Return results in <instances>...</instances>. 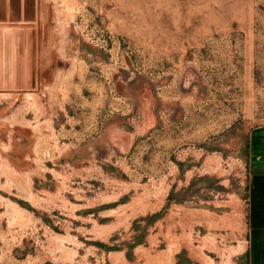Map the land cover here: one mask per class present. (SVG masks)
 <instances>
[{"label": "rangeland", "instance_id": "rangeland-1", "mask_svg": "<svg viewBox=\"0 0 264 264\" xmlns=\"http://www.w3.org/2000/svg\"><path fill=\"white\" fill-rule=\"evenodd\" d=\"M263 125L264 0H0V264H244Z\"/></svg>", "mask_w": 264, "mask_h": 264}, {"label": "crops", "instance_id": "crops-1", "mask_svg": "<svg viewBox=\"0 0 264 264\" xmlns=\"http://www.w3.org/2000/svg\"><path fill=\"white\" fill-rule=\"evenodd\" d=\"M201 212L206 217L213 214L209 207ZM247 216L244 264H264V125L253 129L249 137Z\"/></svg>", "mask_w": 264, "mask_h": 264}]
</instances>
